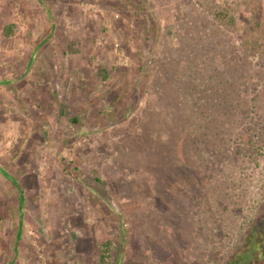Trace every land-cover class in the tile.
I'll return each instance as SVG.
<instances>
[{"label":"rangeland","instance_id":"1","mask_svg":"<svg viewBox=\"0 0 264 264\" xmlns=\"http://www.w3.org/2000/svg\"><path fill=\"white\" fill-rule=\"evenodd\" d=\"M254 131L264 0H0V264H223Z\"/></svg>","mask_w":264,"mask_h":264},{"label":"trees","instance_id":"2","mask_svg":"<svg viewBox=\"0 0 264 264\" xmlns=\"http://www.w3.org/2000/svg\"><path fill=\"white\" fill-rule=\"evenodd\" d=\"M220 17L224 18L223 13H219ZM11 25L7 26L6 34H11ZM102 76L107 78L106 70H102ZM247 132V131H244ZM254 137L250 133L245 134L247 143L241 146L238 150L244 156H248L251 162L255 165H260L262 158L264 157V141L262 135L254 131ZM259 134V135H258ZM6 176L9 177L13 182H16L10 173L0 166ZM22 190L20 189L19 200L22 203L23 196ZM110 243L107 241L102 244V251L100 254L101 264H107L111 255V249H109ZM264 264V199L259 204V209L255 213V216L249 223L248 230L245 232L239 244L233 250V252L223 259V264Z\"/></svg>","mask_w":264,"mask_h":264},{"label":"crops","instance_id":"3","mask_svg":"<svg viewBox=\"0 0 264 264\" xmlns=\"http://www.w3.org/2000/svg\"><path fill=\"white\" fill-rule=\"evenodd\" d=\"M10 24L12 25V27H11L10 29H11V31H12V33H13L15 27H14L13 23H9L8 25H10ZM8 25H6V27H5L6 29H5V30H7V26H8ZM102 244H103V243H102Z\"/></svg>","mask_w":264,"mask_h":264}]
</instances>
